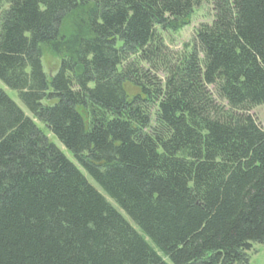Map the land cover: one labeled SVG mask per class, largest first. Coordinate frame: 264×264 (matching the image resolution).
<instances>
[{
  "label": "trees",
  "instance_id": "1",
  "mask_svg": "<svg viewBox=\"0 0 264 264\" xmlns=\"http://www.w3.org/2000/svg\"><path fill=\"white\" fill-rule=\"evenodd\" d=\"M0 85L30 114L0 87V264H250L264 244V0H0Z\"/></svg>",
  "mask_w": 264,
  "mask_h": 264
},
{
  "label": "rangeland",
  "instance_id": "2",
  "mask_svg": "<svg viewBox=\"0 0 264 264\" xmlns=\"http://www.w3.org/2000/svg\"><path fill=\"white\" fill-rule=\"evenodd\" d=\"M213 16V11L209 5H203L200 8L195 10V13L192 17L190 24L184 27L179 32L174 34L172 33H162L163 39L165 41L166 46L172 52H181L186 44H189L192 40L195 30L199 27V25L204 23H210ZM42 64L44 68V73L47 78H50L55 74L59 66V59L55 55H53L46 47L43 48V58ZM1 89L8 95V97L27 115L30 117L29 112L25 109V107L20 103L17 98V95L14 91H11L4 86L0 85ZM250 115L254 117L256 122L260 125V127L264 130V104L254 108ZM36 122V121H35ZM36 125L44 132L49 141L53 143L62 153L71 161L74 162L73 157L65 151L58 141L49 134V132L45 129V127L36 122ZM75 163V162H74ZM86 176V174L84 173ZM88 182L99 192L101 193L108 202L114 206V204L109 200L103 192L99 189V187L89 178L87 177ZM116 209L121 213L124 219L129 222L132 226V222L130 219L117 207ZM135 228V227H134ZM136 229V228H135ZM249 255V263L250 264H264V244H252L251 250L248 253ZM167 264H171L168 260H166Z\"/></svg>",
  "mask_w": 264,
  "mask_h": 264
}]
</instances>
